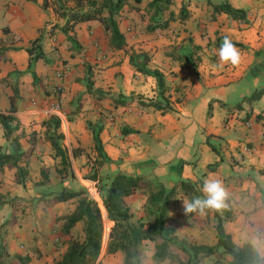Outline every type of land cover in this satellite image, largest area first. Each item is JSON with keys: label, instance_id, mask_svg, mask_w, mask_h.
<instances>
[{"label": "crops", "instance_id": "1", "mask_svg": "<svg viewBox=\"0 0 264 264\" xmlns=\"http://www.w3.org/2000/svg\"><path fill=\"white\" fill-rule=\"evenodd\" d=\"M150 1L131 0L121 12L120 26L127 46L116 50L110 47L98 20L78 23L69 31L73 38L70 39L64 31L67 18L60 17L52 3L44 7V0H0V47L5 48L0 56V111H7L11 106L9 101L15 99L16 115L22 124L19 131L23 134L22 146L31 151L30 171H36L40 164L49 166L51 160L58 161L60 156L47 139L44 121L49 115L45 110L52 99L53 87L62 83L60 131L66 138L62 144L71 154L72 175L80 190H92L100 207L103 199L97 185L84 176L82 169L86 151L95 145L92 127L102 129L103 145L112 159L103 165L107 180L119 172L158 178L168 188L186 180L203 193L200 189L205 179H220L229 193L226 205L232 207L234 214L233 220L225 221L226 230L233 239L242 235L245 242L250 241L256 247L260 242L264 246V94L251 99L261 89L257 85L264 81V0H227L233 7L246 11L244 21L215 11V5L221 4L219 0H171L158 16V23L167 25L155 29L150 28L153 16L148 6ZM44 11L48 12L51 23ZM46 23L49 39L41 45L51 56L48 62L37 60L34 76L29 72L27 49ZM225 35L236 42L242 53L238 66L222 65L219 60ZM133 51L148 52L151 55L148 66L164 73L166 95L173 109L163 111L145 105L160 99L157 81L136 71L130 62ZM88 66L95 75L90 84L76 78ZM63 67L69 69V77L59 82L56 74ZM235 92L242 101L249 100V107L242 102L237 109L229 105V98ZM238 109L246 110V114L237 115ZM211 137L224 140L225 146L218 150ZM196 141L200 142L198 148L202 146V158L198 162L190 159ZM97 156L93 152L92 157ZM225 164L230 171L224 172ZM174 169L179 174V183L173 179ZM5 172L12 174L10 185L1 181ZM15 176V168L0 170V193L17 195L16 183L23 187L24 184L16 182ZM61 180L64 187H70L67 185L72 180L67 177ZM178 188L182 192L172 209L184 211L183 200H191V194H186L181 185ZM138 195L137 192L128 197V201L132 198V212L140 210L146 202ZM67 203L69 200L46 205L40 217L44 214L51 219L70 214L76 206L63 211ZM102 212L107 218L106 208ZM83 224L81 235H84ZM74 227L69 234L60 231L46 235L48 248L42 239L38 238L37 242L32 239L45 252L38 250L36 254L28 250L15 256L29 258L28 264H55V258L66 251L67 240L78 233ZM260 227L263 233L259 238L253 232ZM60 239L64 242L54 244ZM10 250L16 251L12 247Z\"/></svg>", "mask_w": 264, "mask_h": 264}, {"label": "trees", "instance_id": "2", "mask_svg": "<svg viewBox=\"0 0 264 264\" xmlns=\"http://www.w3.org/2000/svg\"><path fill=\"white\" fill-rule=\"evenodd\" d=\"M131 0H44L43 6L48 7L52 3L56 13L60 17L67 18L64 31L69 33L78 23L98 20L102 23L104 30L108 36V43L112 49H125L127 39L125 33L120 26L121 12ZM141 3L143 0H134ZM171 0H152L148 6L153 10L152 23L150 28L164 27L166 22L158 23L160 16L170 5ZM215 11L225 12L238 21L247 20V13L244 9L233 7L228 2L215 5ZM71 39L72 36H69ZM236 44V42H234ZM5 48L0 47V56ZM30 54L29 69H32L36 61L44 58V52L40 38L32 41L29 47ZM151 55L148 52L133 51L130 54V62L136 71L150 75L156 78L160 99L150 100L145 103L147 106H153L159 110L173 109L169 97L166 95L167 84L164 73L158 69H152L148 66ZM34 76L36 73L34 72ZM90 84V81L88 82ZM264 94V86L255 91L251 99H259ZM11 106L7 111H0V125L4 129V136L8 145L0 144V169L8 167L16 169V182L20 184L26 183V178L30 173L29 163L31 151L24 150L22 146V133H19L22 124L16 115L17 106L15 99L12 97ZM47 127V139L52 143L55 154L60 156L63 164H70L69 151L62 144L65 134L60 131L62 119L55 114L49 116L44 121ZM91 126V124H89ZM94 136V150L98 154L96 161L103 165L105 162L111 161L104 148L101 138L102 129L92 127ZM74 155H77L74 151ZM44 177L49 178L48 170H42ZM74 175V174H73ZM93 180H99L97 173L92 177ZM109 181L105 184L97 185L98 190L103 199V204L107 211V219L113 223L107 246L108 253H116L123 251L125 259L123 264H142L140 257V246L144 241L161 242L156 244L154 253L155 259L159 262L168 260L166 264H198L197 257L202 254L211 256L217 253L219 249H223L231 255L229 264H260L263 257L259 249L250 241L238 245L231 233L225 228V221L233 220L234 214L232 207L216 212L218 218L216 224L217 243L210 244H193L187 245L184 241L177 239L176 228L167 225L171 206L177 201V189L181 188L186 194L200 196L201 192L190 181L182 180L179 185L167 188L161 182H155L143 175H130L119 172L113 176H109ZM148 197L145 202V216H140L137 220L133 219V212L128 197L137 192L145 193ZM78 198V203L73 212L63 216L66 220L64 225V233L69 234L78 222H83V237L71 235L67 240L68 247L55 264H97L103 245V236L105 230V221L99 202L93 198L85 189L72 190L67 187L56 194L49 200V204H55L62 201H68ZM48 204V205H49ZM105 210L104 207H102ZM177 243L181 249L189 253L187 260L181 259L172 249L171 244ZM1 253V252H0ZM0 258V263L5 264V255ZM29 258L18 255L8 264H26ZM25 261V262H24Z\"/></svg>", "mask_w": 264, "mask_h": 264}, {"label": "rangeland", "instance_id": "3", "mask_svg": "<svg viewBox=\"0 0 264 264\" xmlns=\"http://www.w3.org/2000/svg\"><path fill=\"white\" fill-rule=\"evenodd\" d=\"M219 2L223 3V2H228V1L219 0ZM44 13L46 15V19H49V23H51L48 12L44 11ZM46 25L47 23L44 24L42 29L40 30L39 38H40L41 43L49 39V33H48V29ZM67 34L69 37L70 36L69 33ZM2 54H1V57H2ZM50 56L51 54L48 53L46 54L44 58H40V59L44 60L45 62H48V59ZM34 66L32 69L29 70V72L30 73L32 72L33 75L35 72ZM66 70L68 73L66 77H69V69L66 68ZM94 76H95L94 70H92V67L88 66L86 67L84 72L81 73V75H76V78L83 79L85 80V82L87 81L89 82L93 80ZM263 86H264V81H261L257 85L258 89L262 88ZM60 91L62 93L64 92V85H62V88ZM236 93L237 92L233 93L232 96H230L229 105L231 107H234V109H237L236 106L238 105V103L242 102L246 107H249L250 105L249 100L246 99L245 101H242V98L241 97L238 98L236 96ZM11 101L12 100H10L9 102ZM75 105H76V102L74 104V107ZM231 113H232V109L230 111V114ZM235 113H237V115H240V113L245 115L246 110L238 109L237 111H235ZM3 140L4 142L2 143L5 145L6 140L4 136V129L2 126H0V141H3ZM65 140L66 138L63 140V143L65 142ZM210 141L216 145L218 150L223 148L226 144L224 140L221 141V140H218L212 137ZM199 144L200 142L196 141L194 148H192L190 151V159H194L193 161L195 162H198L202 158V146L198 148ZM93 148L94 147L89 148V150L86 151V161L82 164V169H84V176L86 178L92 179L91 177L95 173H97L99 180H96V181L94 180L96 185H98L99 183L105 184L106 182L109 181L105 177L107 175L106 173L107 170L103 168L104 164L103 165L98 164L96 159L92 157L93 152H95ZM195 152L196 154H194ZM70 155L71 154H69V156ZM46 165L47 164L45 165L40 164V166L38 165L37 166L38 168L36 169V171L34 170L33 173L31 169L30 171L31 173H29V175L27 176L24 187L21 185H19L20 186L19 187L16 183V186L19 188V190L17 191V195H7L4 193H0V252H1L0 258H3L2 254L4 253L6 257L5 264H8V260H11V258H14L13 256L17 254H24L28 252V250H32L33 252H36L37 254L38 250L39 251L41 250V249H38L36 245H34V242H37L38 238L42 239V242H44V246L48 248V243H46V235H51V234L54 235V234L60 233V231L64 232L63 228L66 223V220L63 218V215L62 216L57 215L49 219L48 215L43 214L41 218L40 212L42 211L44 212L45 206L49 204L48 202L52 198L53 194H58L64 189V185H63L64 180H61V178L63 179L67 177L70 180H72L69 184L67 183L68 184L67 186H70L69 188H72L74 190H77L80 185L78 181H75L76 177L74 178L72 175L74 171L73 170L74 164L72 162L71 156H70V164L68 163L63 164L62 159L60 157L58 161L55 160V162H53L51 160L49 162V166H46ZM44 168L48 170L49 178H46L43 176L42 170ZM0 170H3V169H0ZM230 170H231L230 167H228V165L225 164L224 172H227ZM54 175L56 176V178L52 179L51 176H54ZM172 176H173L174 181L179 183V174L177 172V169L172 170ZM11 177H12L11 173L5 172L1 181L10 185ZM154 181L156 183L161 182L158 180V178L154 179ZM78 190H80V188ZM85 190L92 196V190L87 189V188H85ZM144 192L145 193L138 192L139 193L138 197L139 199L143 198L147 201L148 194L146 190ZM181 192L182 190L178 188L177 198ZM193 197H197V196L191 194V199ZM199 197L203 198L204 194L201 193ZM131 200L132 198L129 199V203L132 202ZM263 200H264V196H263ZM5 203H9L10 206L6 208V205H4ZM77 203H78V198L69 200V203H67L63 211L72 210V207H75ZM144 206H145V202L141 206L140 210L133 212L134 220H137L140 216H145ZM102 207H104L103 204H101V208ZM103 217L105 221V230H104V236H103L102 251H101L97 264H123L124 259H125V253L122 250L116 253L107 252L109 234H110V230H111L113 223L106 218V215H103ZM40 218L41 220H39ZM217 223H218V218L215 216L214 211H208L206 215L201 216L197 213L185 214L184 211H181V208H177L174 211L172 209V206H171L169 217L167 220V225L174 226L176 228L175 236L177 237V239L180 241H184L189 246L193 244H201V243L210 244V245L216 244L217 243V230H216ZM82 224L83 222H79L74 227L75 228L74 230L78 232L74 236L83 237V235L80 234L82 232ZM34 226L37 228L36 230ZM31 228H32V232H30ZM261 233H263V230L261 227L256 228L253 232V234H255L258 237L259 235H261ZM241 236L242 235H240L238 239H234L238 245H242L245 242L244 237L243 236L241 237ZM34 238L35 240L33 242L32 239ZM61 240L62 239H60L59 241L55 240L54 244L60 243L63 241ZM158 242H161V239L157 241L147 240L141 244L140 257H141L142 264H166L168 262V260L164 262H159L155 259L154 253L156 251V244ZM256 244H257V248L259 249L263 257V260L260 264H264V246L260 242ZM11 247L13 250H16V251L12 252L10 250ZM171 249L181 259L187 260L189 258V253L181 249L177 243H172ZM41 252H45V251L41 250ZM61 257L62 256L56 257L55 262ZM230 260H231V255L226 253L221 248L217 251L216 254L211 255V256H205V255L200 254L197 257L196 261L198 264H229ZM25 263L28 264V261H26Z\"/></svg>", "mask_w": 264, "mask_h": 264}, {"label": "clouds", "instance_id": "4", "mask_svg": "<svg viewBox=\"0 0 264 264\" xmlns=\"http://www.w3.org/2000/svg\"><path fill=\"white\" fill-rule=\"evenodd\" d=\"M218 55L222 65L238 66L242 60L240 49L228 35L223 37ZM200 190L204 193L203 198L197 196L191 200H183L182 207L185 214L197 213L204 216L208 211L219 212L227 207L226 201L229 193L220 179L208 177L203 181Z\"/></svg>", "mask_w": 264, "mask_h": 264}, {"label": "built area", "instance_id": "5", "mask_svg": "<svg viewBox=\"0 0 264 264\" xmlns=\"http://www.w3.org/2000/svg\"><path fill=\"white\" fill-rule=\"evenodd\" d=\"M67 70L66 68H61L57 71V78L59 79V82L64 80L67 76ZM62 88V83L56 84L52 89V99L50 100L49 106L45 110V113L47 115H61L62 114V103H63V93L60 91Z\"/></svg>", "mask_w": 264, "mask_h": 264}]
</instances>
